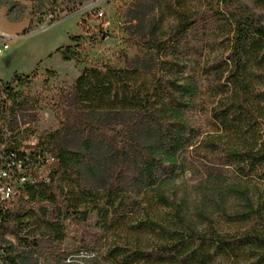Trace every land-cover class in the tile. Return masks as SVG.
I'll list each match as a JSON object with an SVG mask.
<instances>
[{"label":"trees","instance_id":"trees-1","mask_svg":"<svg viewBox=\"0 0 264 264\" xmlns=\"http://www.w3.org/2000/svg\"><path fill=\"white\" fill-rule=\"evenodd\" d=\"M249 1L264 9V0ZM132 2L128 33L138 52L124 67H86L61 96L67 115L59 129L42 133L24 152L25 125L18 118L32 101H21L11 83L0 80V188L13 192L0 202V261L43 264L45 250L69 264H90L103 233L128 227L159 240L148 248L109 246L106 261L264 264V199L243 185H264V17L244 0ZM33 29L31 22L24 35ZM82 39L56 52L64 61L77 59ZM246 43L260 45L262 88L252 98L233 92L232 52ZM13 79L24 85L29 76ZM200 79L208 85V136L191 122ZM191 159L220 201L231 194L242 202L243 210L228 215L220 208V216L245 229L220 232L203 216L212 223L199 231L174 208L167 191ZM20 171L27 175L18 177ZM153 206L171 210L168 225L141 218Z\"/></svg>","mask_w":264,"mask_h":264},{"label":"rangeland","instance_id":"rangeland-1","mask_svg":"<svg viewBox=\"0 0 264 264\" xmlns=\"http://www.w3.org/2000/svg\"><path fill=\"white\" fill-rule=\"evenodd\" d=\"M133 0H0V80L10 82L14 92L22 101L29 98L32 104L19 117L23 132L19 136L22 151H26L36 144L42 133H53L66 119L67 113L61 108L62 95L68 92L75 80L86 67H101L111 65L124 67L125 58H132L138 52L135 42L130 40L128 33L129 18L127 12ZM252 12L264 17V9L244 0ZM104 12V19L96 16ZM33 22L35 29L24 35V31ZM85 33L98 37L90 44L83 43ZM74 38H80V55L77 59L64 61L61 53L56 52L60 47L77 46ZM9 44L7 51L1 52V45ZM259 44H243L239 51H233L231 62L235 77L234 90L240 96L254 97L260 86L256 62ZM52 55V56H51ZM229 53L225 55L228 56ZM231 55V53H230ZM51 56V57H50ZM213 58V56L211 57ZM29 76V80L20 85L13 77ZM201 94L191 113V122L200 129L203 135L212 134V126L208 122L210 102L208 100L207 82L200 79ZM1 96V95H0ZM191 159L192 165L180 171L174 183L167 191V197L172 201L174 208L181 209L182 213L198 223V229L203 230L210 225L208 218L215 223L220 232H233L245 229L228 223L220 216V208L230 215L233 211L243 210L236 196L227 195L221 201L215 195L214 186L207 179L203 169ZM24 177L27 172L20 171L17 176ZM26 182L22 179L21 185ZM247 183V182H246ZM242 183L252 190V197L264 199V185ZM258 188V189H256ZM2 195L0 192V202ZM222 212V211H221ZM171 210L149 208L148 213L141 216L144 220L156 221L168 225L171 221ZM95 222L96 218L91 217ZM104 244L99 248L95 259L90 264H112L106 261L104 254L109 246L136 244L148 248L158 237L145 232H135L124 227L121 230L103 233ZM17 250H22L21 244L11 238ZM42 243V247L46 246ZM70 240L64 247H71ZM43 264H69L43 251ZM0 264H3L0 261ZM216 264H233L228 260L220 259Z\"/></svg>","mask_w":264,"mask_h":264},{"label":"built area","instance_id":"built-area-1","mask_svg":"<svg viewBox=\"0 0 264 264\" xmlns=\"http://www.w3.org/2000/svg\"><path fill=\"white\" fill-rule=\"evenodd\" d=\"M104 12L103 11H100V13L97 14V18L100 20H103L104 19ZM98 39V37H95L93 34H87L85 33V42L87 43H91L92 41H96ZM9 48V44H3L1 45V52L2 54L4 53V51H7V49ZM5 176V174H4ZM0 192H1V195H2V200H9L11 197H12V190L7 187V186H4V187H1L0 188Z\"/></svg>","mask_w":264,"mask_h":264}]
</instances>
